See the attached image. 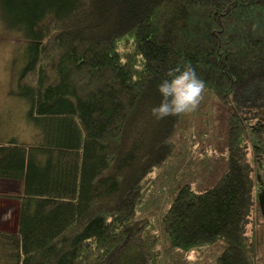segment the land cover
I'll use <instances>...</instances> for the list:
<instances>
[{"label": "trees", "instance_id": "16d2710c", "mask_svg": "<svg viewBox=\"0 0 264 264\" xmlns=\"http://www.w3.org/2000/svg\"><path fill=\"white\" fill-rule=\"evenodd\" d=\"M0 15L20 35L14 92L38 139L0 143V177L22 181L0 264H162L218 241L217 264H264L246 231L258 207L246 141L264 130V98H248L264 88L240 98L264 82V0H0ZM185 64L228 110V166L212 186L178 188L159 224L140 208L191 113L151 109Z\"/></svg>", "mask_w": 264, "mask_h": 264}, {"label": "rangeland", "instance_id": "374dc122", "mask_svg": "<svg viewBox=\"0 0 264 264\" xmlns=\"http://www.w3.org/2000/svg\"><path fill=\"white\" fill-rule=\"evenodd\" d=\"M19 37L18 33L6 28L0 15V93H4L3 106L0 107V126L2 128L4 125L5 140L12 138V135H19L17 138L20 140L34 141L37 139V131L27 120L28 104L14 92L16 78L11 60ZM259 87L264 88L263 81H257L245 93H241V101L249 91ZM252 94L254 96L250 95L249 101L264 98V91L255 90ZM227 116V108L214 94H203L199 107L191 112V124L175 137L176 157L156 171L157 182L146 197L140 213L154 212L158 223L162 224L163 215L183 184L190 183L196 190H202L217 182L228 166ZM248 119L254 128L264 122L253 115H249ZM261 133L263 136L264 130L254 131L251 128V136L246 141L258 206L256 212L248 217L246 231L249 238L254 236L257 239L260 260L264 256V150L257 148L256 140L261 138ZM4 202L0 204V209H6L7 201ZM16 221L17 209L14 205L13 214L8 215L9 224L0 223V229L11 230L15 228ZM225 250L227 243L223 241H218L202 253L173 250L164 255L162 264H217V257Z\"/></svg>", "mask_w": 264, "mask_h": 264}, {"label": "clouds", "instance_id": "9594fccd", "mask_svg": "<svg viewBox=\"0 0 264 264\" xmlns=\"http://www.w3.org/2000/svg\"><path fill=\"white\" fill-rule=\"evenodd\" d=\"M167 79L157 86L161 95L158 106L151 109L157 120L178 116L195 111L205 91V83L198 77L195 69L189 65L176 66L166 73Z\"/></svg>", "mask_w": 264, "mask_h": 264}, {"label": "crops", "instance_id": "0c3cea01", "mask_svg": "<svg viewBox=\"0 0 264 264\" xmlns=\"http://www.w3.org/2000/svg\"><path fill=\"white\" fill-rule=\"evenodd\" d=\"M3 97H4V93L2 92L0 93V107L3 106ZM18 136L12 135L10 137H18ZM3 141H5L4 125L2 126V128L0 126V143H2ZM21 190H22V181L0 177V204H2L4 201H7V205H5L6 209H2V208L0 209V223H3V225H8L9 224L7 222L8 215L13 214L14 205L16 206V209H17V221H16L15 228L11 230L0 229L1 231L10 232V233H14L17 231L20 201L19 199L11 197L10 195L20 194ZM12 204L14 205L12 206Z\"/></svg>", "mask_w": 264, "mask_h": 264}]
</instances>
